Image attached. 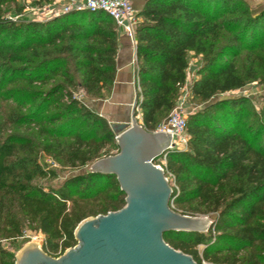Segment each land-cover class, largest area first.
Returning <instances> with one entry per match:
<instances>
[{
    "label": "trees",
    "instance_id": "1",
    "mask_svg": "<svg viewBox=\"0 0 264 264\" xmlns=\"http://www.w3.org/2000/svg\"><path fill=\"white\" fill-rule=\"evenodd\" d=\"M2 15L0 241L41 232L42 251L57 259L77 245L82 221L126 206L115 176L89 171L52 186L59 170L79 172L120 152L109 122L73 98L80 90L93 100L110 96L119 34L102 12L19 24ZM140 16L138 123L156 132L187 88L205 105L187 116L188 150L166 153L164 173L172 209L213 225L164 241L196 264H264V114L248 111L245 98L211 103L264 81V10L254 16L242 0H146ZM192 54L200 63L187 84ZM0 264H15L1 247Z\"/></svg>",
    "mask_w": 264,
    "mask_h": 264
},
{
    "label": "water",
    "instance_id": "2",
    "mask_svg": "<svg viewBox=\"0 0 264 264\" xmlns=\"http://www.w3.org/2000/svg\"><path fill=\"white\" fill-rule=\"evenodd\" d=\"M137 110L136 94L130 126L111 125L119 154L90 168L93 174L116 177L126 206L82 221L74 232L77 245L60 258H51L30 244L19 252L15 264H196L166 244L164 235L204 234L213 222L172 209V188L164 170L154 165L169 152L171 135L147 132L136 119Z\"/></svg>",
    "mask_w": 264,
    "mask_h": 264
},
{
    "label": "built area",
    "instance_id": "3",
    "mask_svg": "<svg viewBox=\"0 0 264 264\" xmlns=\"http://www.w3.org/2000/svg\"><path fill=\"white\" fill-rule=\"evenodd\" d=\"M134 2L135 0H53L42 7L28 9L23 16L10 21L16 24L46 23L60 16L75 12H102L114 21L119 36L130 40L136 53L138 46L136 31L144 23V20L140 16V11L136 9ZM190 61L191 63H196V60L193 58ZM196 70L197 66L193 67L189 65L187 84H189L191 78L194 79V72ZM191 71L194 72L191 74ZM184 94L189 96V92ZM82 95H85V92L81 90L78 96ZM73 98L77 100V96ZM187 116L188 114L183 107V101L179 100L167 121L160 125L157 132L171 135L169 152H186L188 150L190 138L187 134ZM164 157L166 161V155ZM156 167L161 168L160 166Z\"/></svg>",
    "mask_w": 264,
    "mask_h": 264
},
{
    "label": "rangeland",
    "instance_id": "4",
    "mask_svg": "<svg viewBox=\"0 0 264 264\" xmlns=\"http://www.w3.org/2000/svg\"><path fill=\"white\" fill-rule=\"evenodd\" d=\"M143 2H146V0H142ZM248 8L252 10V13L254 16L260 14L264 10V0H242ZM44 0H4L2 4L0 5V10H2V16L3 19L10 21L14 20L15 18H19L25 14V12L28 9L36 8V7H42L45 4L48 3H43ZM196 60L195 62L191 61L189 62V65H192L193 67L197 66L199 67V60L196 57H191V59ZM190 59V60H191ZM196 64V65H195ZM194 71H191V74ZM188 73V72H187ZM195 75V72H194ZM193 78H191V81ZM191 81L189 84H191ZM81 91V90H80ZM80 91H74L73 97L77 96V100L81 101L85 105H88L89 102L93 99L86 97V95L78 96ZM189 89H186V92H188ZM234 98H245L249 101V106H248V111L253 112V113H263L264 114V81H256L250 83L248 86L245 88L235 91V92H230L221 96H218L214 98L211 103H214L216 101L220 100H226V99H234ZM183 101V107L185 109V112L189 115L195 111L202 110L205 105H199L195 103L189 96L183 94L181 98L179 99ZM104 101V100H102ZM169 117V116H168ZM168 117L162 121L161 124H164ZM131 122V121H130ZM139 124L142 126V123L139 122ZM160 127V126H159ZM158 127V129H159ZM157 129V131H158ZM156 131V132H157ZM165 155H163L162 158L157 160L154 164L156 166H160L163 170L165 168ZM45 164L49 166H53L52 161L49 159H45ZM56 167V166H54ZM91 166L88 168L81 170L79 172H72L69 173L67 171H62L59 170V179L55 182L52 183V186L58 187L62 184V182L67 179L68 177L72 175H77V174H84L90 171ZM169 182H172L171 177H166ZM44 235L41 232H33L32 230L26 228L24 232V237L19 239L18 241L15 242H7V241H0V247L4 249L9 255L13 256L14 259H16V256L19 254V252L24 249L26 246L30 244H35L39 246L40 248L42 247L43 241H44ZM199 251L202 252L203 249L199 248ZM207 264V263H204Z\"/></svg>",
    "mask_w": 264,
    "mask_h": 264
},
{
    "label": "crops",
    "instance_id": "5",
    "mask_svg": "<svg viewBox=\"0 0 264 264\" xmlns=\"http://www.w3.org/2000/svg\"><path fill=\"white\" fill-rule=\"evenodd\" d=\"M144 4L145 2L142 0L134 2L138 11L142 10ZM119 42L117 76L113 91L106 100H91L87 106L93 112L104 117L110 125L130 126L131 111L136 95V53L129 39L119 36Z\"/></svg>",
    "mask_w": 264,
    "mask_h": 264
}]
</instances>
